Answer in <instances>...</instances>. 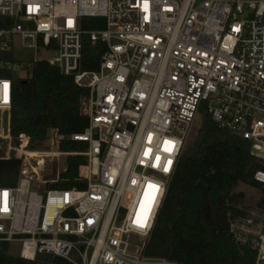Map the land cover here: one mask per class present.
<instances>
[{
  "label": "built area",
  "instance_id": "built-area-1",
  "mask_svg": "<svg viewBox=\"0 0 264 264\" xmlns=\"http://www.w3.org/2000/svg\"><path fill=\"white\" fill-rule=\"evenodd\" d=\"M0 17V137L10 141L0 158L14 149L23 161L18 183L0 186V240L19 244L29 260L51 254L62 264H190L147 248L203 107L250 143L259 164L258 207L232 220L230 232L255 252L254 264H264V0H0ZM88 17L104 26L87 28ZM86 35L106 44L96 70L81 66ZM14 49L32 50L31 62H15ZM42 60L90 90L82 108L89 124L70 136L88 143L84 151H61L65 136L56 128L41 142L22 134L11 145L14 85L22 78L15 73ZM47 136L51 149L38 151ZM25 149L47 156L36 163ZM77 154L87 161L75 185L57 187L68 180L58 172L60 156Z\"/></svg>",
  "mask_w": 264,
  "mask_h": 264
},
{
  "label": "trees",
  "instance_id": "trees-1",
  "mask_svg": "<svg viewBox=\"0 0 264 264\" xmlns=\"http://www.w3.org/2000/svg\"><path fill=\"white\" fill-rule=\"evenodd\" d=\"M85 20L87 28L97 27L96 22L104 26L100 18ZM105 49V43L93 44L85 36L82 68L98 69ZM28 67L30 74L17 79L14 85L12 136L16 139L28 134L41 142L47 129L56 128L65 136L61 151H84L88 143L70 136L84 131L89 124L82 101L90 90L79 87L74 76L62 74L44 60ZM86 161L81 154L68 156L67 169L61 174L68 180L57 187H73ZM258 167L250 154V143L221 127L205 112L194 140L180 158L147 253L190 264H254L255 252L233 241L230 224L249 213L246 193L236 187L246 184L261 189L254 179ZM21 168L22 161L15 156L0 158V186L16 185ZM10 244L0 240V264L42 262V254L37 260L12 254Z\"/></svg>",
  "mask_w": 264,
  "mask_h": 264
},
{
  "label": "rangeland",
  "instance_id": "rangeland-1",
  "mask_svg": "<svg viewBox=\"0 0 264 264\" xmlns=\"http://www.w3.org/2000/svg\"><path fill=\"white\" fill-rule=\"evenodd\" d=\"M86 36H87V38H89L88 35H86ZM33 55H34V53L32 50L14 49L12 59L15 62H18V64L26 66L31 62ZM44 56H45V54L42 55V57H44ZM19 58H23V59H19ZM30 72H31V68H29V67H26L24 69H18V71L15 73V77L17 76V77L26 78L30 74ZM85 106H86L85 101H83L82 108L85 109ZM205 112L206 111L202 107L199 111V115L196 119L193 131L191 132V134L187 140L185 150L191 144V142L194 140V137L196 136L197 131H198V129L202 123V119H203ZM1 116H2V113L0 112V118H1ZM17 144H18V140L13 137V140L11 141V145L14 147ZM50 145H51V140H50V137L47 136V139L44 141V145L39 146L37 149H38V151L47 150V149L50 150L51 149ZM9 147H10V141L9 140H5V141L0 142V150H8ZM38 151L36 150V152H38ZM15 152L16 151L14 149H12L11 155L14 156ZM20 154H21V152L19 151V155ZM46 156L47 155L42 154L40 156L32 157L31 160L37 161V160H40V157H43V159H45ZM67 164H68L67 163V156H65V155L60 156V158L58 160V172L59 173L64 172L65 169L67 168ZM236 190H241V191H244L246 193L245 205L248 207L249 212L257 209L258 203H259L261 195H262L260 189L246 185V184H240L236 187ZM10 252L14 255H19L21 252V246L17 243H11L10 244ZM42 256H43L42 262L39 264H62L60 261H57L55 259L54 255L42 254Z\"/></svg>",
  "mask_w": 264,
  "mask_h": 264
},
{
  "label": "snow or ice",
  "instance_id": "snow-or-ice-1",
  "mask_svg": "<svg viewBox=\"0 0 264 264\" xmlns=\"http://www.w3.org/2000/svg\"><path fill=\"white\" fill-rule=\"evenodd\" d=\"M146 7H147V5H146ZM30 10H31V9H30ZM36 10H38V6H37V9H36ZM4 88H5V97H4V98H5V100H7V85H6V84L4 85ZM173 149H174V143L171 142V141L166 142L165 151H167V152H171V151H173ZM146 154H147V153H146ZM159 162H160V157L157 156V157H156V166H159ZM171 163H172L171 160H169V161L167 162V165H166V167H165V171H167V170L170 168ZM149 188L153 189V191H158V186H155V185H151V184H150V185H149ZM3 196H4V198H5V204H6L7 193H4ZM153 199H154V197H153ZM142 209H143V205H142ZM5 210H6V209H5ZM149 210H150V209H149ZM145 221H146V217H145V220H141L140 217L138 216L136 222H137L141 227H143V226H146Z\"/></svg>",
  "mask_w": 264,
  "mask_h": 264
},
{
  "label": "water",
  "instance_id": "water-1",
  "mask_svg": "<svg viewBox=\"0 0 264 264\" xmlns=\"http://www.w3.org/2000/svg\"><path fill=\"white\" fill-rule=\"evenodd\" d=\"M77 71L78 70H76L75 72H77ZM4 121H5V124H4L5 133L7 134L8 133V129H9V113L8 112L5 113ZM2 141H5V139L0 137V142H2ZM0 156H4V153L3 152H0ZM55 161H56V158H55ZM260 207L261 208H264V204L263 203L260 204ZM55 259L57 261H62V258H60L58 256H55Z\"/></svg>",
  "mask_w": 264,
  "mask_h": 264
},
{
  "label": "bare ground",
  "instance_id": "bare-ground-1",
  "mask_svg": "<svg viewBox=\"0 0 264 264\" xmlns=\"http://www.w3.org/2000/svg\"><path fill=\"white\" fill-rule=\"evenodd\" d=\"M43 59H45V57ZM19 151L22 152V148ZM25 151L27 152V158H28V160L29 159L31 160L32 157H36V156L42 155L41 153L36 152V151H32V150L30 151V150L25 149ZM43 155H45V154H43ZM40 160L42 161L43 160V157H40ZM38 161L39 160H37L36 163H38Z\"/></svg>",
  "mask_w": 264,
  "mask_h": 264
}]
</instances>
